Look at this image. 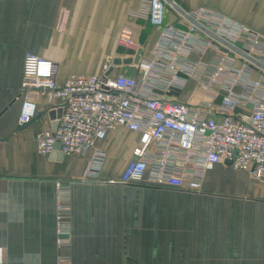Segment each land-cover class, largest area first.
I'll return each mask as SVG.
<instances>
[{
  "label": "crops",
  "instance_id": "0c3cea01",
  "mask_svg": "<svg viewBox=\"0 0 264 264\" xmlns=\"http://www.w3.org/2000/svg\"><path fill=\"white\" fill-rule=\"evenodd\" d=\"M138 1L0 0V264H264V208H231L249 195L264 201V183L251 182L246 172L215 164L198 193L158 186L149 171L140 182L111 183L132 159L136 132L117 127L82 155L41 156L36 135L53 130L49 113L61 104L44 96L35 100V119L18 125L26 52L56 64L60 83L70 75H99L107 57H150L160 30L132 22L129 12ZM174 1L241 26L239 47L249 48L250 40L264 56V0ZM124 26L133 27L141 52L119 45ZM214 52L210 47L190 58L209 62ZM251 78L262 84L258 92L264 96V72L255 70ZM170 97L188 105L207 99L192 77ZM96 148L105 155L91 175ZM59 182H69L64 246L58 245Z\"/></svg>",
  "mask_w": 264,
  "mask_h": 264
},
{
  "label": "built area",
  "instance_id": "2783aa9c",
  "mask_svg": "<svg viewBox=\"0 0 264 264\" xmlns=\"http://www.w3.org/2000/svg\"><path fill=\"white\" fill-rule=\"evenodd\" d=\"M129 17L160 32L150 57L122 65L125 71L114 73L119 66L107 57L99 75H70L60 83L56 64L25 53L18 125L35 119L39 96L61 101L55 131L36 135L37 153L49 156L57 152L58 143L63 156L82 155L108 131L123 127L136 132L138 142L120 179L111 183L140 182L149 171L158 186L197 192L204 173L226 161L252 180L264 182V96L258 92L262 84L251 78L255 70L264 72V56L254 50L257 45L249 40V48L241 49V26L208 9H184L174 0H139ZM118 43L142 50L131 26L121 28ZM210 47L215 52L209 62L190 58L202 56ZM111 67L113 73L107 75ZM190 77L207 97L195 105L170 97ZM235 87L244 91L237 93ZM240 106L248 109L235 113ZM104 155L103 150H94L88 165L91 175H96ZM68 184H57L59 246L67 244ZM2 254L0 249V261Z\"/></svg>",
  "mask_w": 264,
  "mask_h": 264
},
{
  "label": "water",
  "instance_id": "95a60500",
  "mask_svg": "<svg viewBox=\"0 0 264 264\" xmlns=\"http://www.w3.org/2000/svg\"><path fill=\"white\" fill-rule=\"evenodd\" d=\"M139 59V54L137 53L134 57L132 56H127L126 58H121V57H114L112 58V65L115 66H120V65H128L131 64L132 62H137V60ZM112 68H110L109 72L107 73V75L112 71ZM61 114V109L55 110V111H51L49 113L51 120H55V124L53 125V131H55L56 127H57V121L56 119L60 116ZM55 150H57V156L56 157H62L63 155L58 151L59 150V144L55 143L54 146ZM52 154H55V152H53ZM227 164H229V161H226Z\"/></svg>",
  "mask_w": 264,
  "mask_h": 264
},
{
  "label": "rangeland",
  "instance_id": "374dc122",
  "mask_svg": "<svg viewBox=\"0 0 264 264\" xmlns=\"http://www.w3.org/2000/svg\"><path fill=\"white\" fill-rule=\"evenodd\" d=\"M168 11L171 12L170 9H167L166 10V12H168ZM249 179L252 182V179L250 177H249ZM253 181H255V180H253ZM255 182H254V184H255L254 186L255 187H258L257 185H259V184L255 183ZM260 183H264V182H260ZM200 191H201V189L199 191H197L196 193H198ZM251 193L253 195H255V193H253V191ZM234 203H236V204L233 207L230 206L231 208H238V205H240L239 206L240 208L247 209V210H250V209H260V208L262 209V208H264V201L261 202L260 200L257 199V197H253L252 195L251 196L249 195V198H246V199H244L242 201H234Z\"/></svg>",
  "mask_w": 264,
  "mask_h": 264
}]
</instances>
